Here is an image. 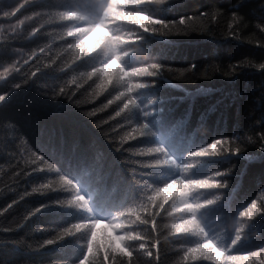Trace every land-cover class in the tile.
Instances as JSON below:
<instances>
[{"label": "clouds", "instance_id": "9594fccd", "mask_svg": "<svg viewBox=\"0 0 264 264\" xmlns=\"http://www.w3.org/2000/svg\"><path fill=\"white\" fill-rule=\"evenodd\" d=\"M186 3L0 0V264H264V175L245 184L264 160V55L239 52H264V0L172 14ZM193 36L210 53L177 62ZM244 73L253 94L230 133L209 123L215 104L191 123L193 93L217 91L201 81ZM186 98L171 116L168 101ZM33 105L87 122V163L65 155L62 131L59 148L55 129L43 142L32 135H45Z\"/></svg>", "mask_w": 264, "mask_h": 264}, {"label": "trees", "instance_id": "16d2710c", "mask_svg": "<svg viewBox=\"0 0 264 264\" xmlns=\"http://www.w3.org/2000/svg\"><path fill=\"white\" fill-rule=\"evenodd\" d=\"M222 5H227L232 2V0H219ZM209 0H187V3L183 6H177L173 9L172 14L178 15L184 12L191 11L194 7L199 6L201 8L206 7ZM247 10V9H245ZM213 45L208 42L205 38L193 36L190 40L184 41L180 45L179 54L176 57L177 62H187L191 60L200 61L203 59L205 53H210ZM235 47L234 43L228 41L227 43L221 44L219 46V52L222 57L227 58L228 54ZM239 52H251L257 56L264 55L258 49L251 48L247 45L241 46ZM186 54V60L182 57ZM239 54V53H237ZM255 77L249 76V74L244 73L237 78L236 81H228L221 77H216L213 81H201L205 86L211 84V86L217 91L211 94H196L195 102L192 107L191 123H195L196 117L201 112H207L209 105L215 104L216 111L211 113L208 117L209 123L214 125L215 128L223 130L230 133L232 131L233 125L237 123L238 117L235 115V110L237 106L240 107L241 111L245 110L246 102L250 101V97L253 94L251 92V80ZM246 81L248 82L246 87ZM190 89H194L195 85H188ZM243 92V95L240 93ZM162 94L166 96H183L184 93L178 89L171 87H164L162 89ZM247 98V100H246ZM189 99H185L183 102L177 100L168 101V107L173 109L170 113L171 116H181L188 108ZM225 103V104H224ZM25 109L24 104H21L19 110L23 113ZM32 110L37 114L40 124L43 125L45 129V135H39V126H37L36 132L32 135L41 140L42 142L47 139V134L51 130L55 129L57 136L53 138V142L57 144L59 148V134L62 131L64 137V147L63 151L66 156L71 155L73 162H78L83 160L87 163L91 157V149L89 148V141L93 135H95L94 130L87 125V122L83 120L77 113L72 110L65 111L62 117L52 116V107L49 106H32ZM183 127H178L173 133L174 136L179 137L180 133L183 131ZM78 140L79 143L75 152L71 151V146L74 141ZM80 157V158H79ZM241 164L244 161L240 162ZM106 166V162H105ZM260 175H264V160L259 162H252L248 166V173L245 178L246 187L251 190L254 187V178ZM106 193L104 191H99L94 193V198L102 200ZM10 220L11 217H8ZM50 217L45 216L42 218L43 222H47ZM18 233H13L11 235H16ZM76 249H74L69 242L66 245V253L74 255ZM16 258H22L24 255H43L45 258L54 256L53 252H43V253H25L23 250L16 252Z\"/></svg>", "mask_w": 264, "mask_h": 264}, {"label": "bare ground", "instance_id": "6f19581e", "mask_svg": "<svg viewBox=\"0 0 264 264\" xmlns=\"http://www.w3.org/2000/svg\"><path fill=\"white\" fill-rule=\"evenodd\" d=\"M225 104V103H224ZM80 158V157H79Z\"/></svg>", "mask_w": 264, "mask_h": 264}]
</instances>
